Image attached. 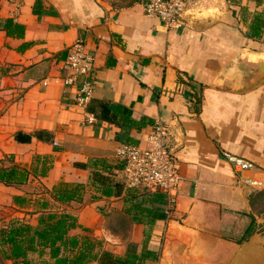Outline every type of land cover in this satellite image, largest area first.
<instances>
[{
	"label": "crops",
	"instance_id": "0c3cea01",
	"mask_svg": "<svg viewBox=\"0 0 264 264\" xmlns=\"http://www.w3.org/2000/svg\"><path fill=\"white\" fill-rule=\"evenodd\" d=\"M145 3L0 0V167L27 172L23 185L0 183V207L30 219V206L53 203L55 185H81V195L59 207L103 250L140 253L149 237L156 257L143 264H230L246 241L264 243V83L235 92L233 78L219 76L234 59H264V40L250 35L255 18L264 23V0H188L172 28L146 16ZM6 19L25 27L23 38L1 30ZM79 43L90 72L67 84ZM83 81L92 92L80 107ZM156 122L168 128L166 148L181 177L170 204L161 192L148 191L163 195L158 203L129 190L117 156L123 145L146 147ZM224 152L254 169L236 172ZM145 210L164 217L150 222Z\"/></svg>",
	"mask_w": 264,
	"mask_h": 264
},
{
	"label": "trees",
	"instance_id": "16d2710c",
	"mask_svg": "<svg viewBox=\"0 0 264 264\" xmlns=\"http://www.w3.org/2000/svg\"><path fill=\"white\" fill-rule=\"evenodd\" d=\"M1 30L5 31L7 36L17 39L23 38L25 33V27L12 19H6ZM250 35L264 40V23L261 19L255 18L250 27ZM26 180V171L14 166L0 167V183L3 185L16 187L26 183ZM97 181L103 183L101 180ZM132 192H145L144 194L148 195L147 199L158 203L163 201V195L160 193L151 197V193L146 190H132ZM81 193V185L59 183L52 189L53 203L50 199H44L30 206L32 207L30 216L38 214L35 223L12 220L7 225L1 226L0 264H4L5 261L14 264H91L93 262L143 264L148 259H155V252L148 249L149 237L143 241L140 253L126 251L123 257H117L112 252L102 249L100 239L77 234L76 230L79 226L76 217L60 209L59 205L76 200ZM104 194H111V188L105 186ZM13 203L28 207L26 198L22 196H14ZM139 206L136 205L135 208ZM151 211H142L150 222L164 217L160 212ZM135 221L141 223L142 219Z\"/></svg>",
	"mask_w": 264,
	"mask_h": 264
},
{
	"label": "built area",
	"instance_id": "2783aa9c",
	"mask_svg": "<svg viewBox=\"0 0 264 264\" xmlns=\"http://www.w3.org/2000/svg\"><path fill=\"white\" fill-rule=\"evenodd\" d=\"M16 4L17 0H4ZM188 0H146L144 14L148 17H156L169 28L179 25V17L186 13ZM92 59L84 53L79 43L69 55L67 65L71 71L67 84H72L78 78L88 76ZM89 82L83 81L76 102L78 106L85 107L91 96ZM91 123L93 119L87 117ZM168 128L161 122H156L147 137V145L139 146L123 145L117 150V156L124 162L125 184L132 190L160 191L165 194L169 204L171 197L175 195L181 184V177L176 171L170 154L166 148ZM56 145V144H55ZM224 160L238 173L250 172L254 164L249 160L223 153ZM245 185L259 186V182L244 179Z\"/></svg>",
	"mask_w": 264,
	"mask_h": 264
},
{
	"label": "water",
	"instance_id": "95a60500",
	"mask_svg": "<svg viewBox=\"0 0 264 264\" xmlns=\"http://www.w3.org/2000/svg\"><path fill=\"white\" fill-rule=\"evenodd\" d=\"M184 15L185 13L182 14L179 19L181 20ZM248 64L251 66L256 65L257 69L249 68ZM250 76H252V78L247 80ZM219 77L221 79L232 77L234 85L231 86V89L235 92H240L244 88H255L264 83V59H249L247 63L238 62L234 59L224 67ZM260 244H262V246L251 240L246 241L242 246L238 247L239 254H237V257L233 258L230 264H264V243L261 242ZM244 250H246L248 254L253 252L256 256L253 259L250 258V256H243L240 252Z\"/></svg>",
	"mask_w": 264,
	"mask_h": 264
},
{
	"label": "rangeland",
	"instance_id": "374dc122",
	"mask_svg": "<svg viewBox=\"0 0 264 264\" xmlns=\"http://www.w3.org/2000/svg\"><path fill=\"white\" fill-rule=\"evenodd\" d=\"M157 192H160V191H157ZM0 194H2L1 191H0ZM3 196H4V198L6 197L5 192L3 193ZM263 203H264V199H263ZM263 203L260 204V206H259V210L260 211L264 210V204ZM256 211L257 210L254 209V212H256ZM31 218H32V216H30V219L29 218L21 219L19 217H16L15 212H12L11 210H8L6 205H4V208L0 207V227L7 225L12 220H20V221L23 220L24 222H30V221H32ZM127 246L129 247V245H127ZM34 258H36V256ZM4 264H14V263H12L11 261H5Z\"/></svg>",
	"mask_w": 264,
	"mask_h": 264
}]
</instances>
